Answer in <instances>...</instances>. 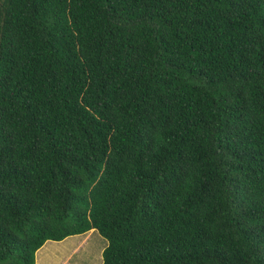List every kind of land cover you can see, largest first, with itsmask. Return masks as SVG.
<instances>
[{
	"label": "trees",
	"instance_id": "16d2710c",
	"mask_svg": "<svg viewBox=\"0 0 264 264\" xmlns=\"http://www.w3.org/2000/svg\"><path fill=\"white\" fill-rule=\"evenodd\" d=\"M90 229L264 264V0H0V264Z\"/></svg>",
	"mask_w": 264,
	"mask_h": 264
},
{
	"label": "crops",
	"instance_id": "0c3cea01",
	"mask_svg": "<svg viewBox=\"0 0 264 264\" xmlns=\"http://www.w3.org/2000/svg\"><path fill=\"white\" fill-rule=\"evenodd\" d=\"M91 230L84 234L69 235L62 240H46L36 251L34 264H91V257L79 259L77 253L87 248V237ZM102 252V248H101ZM98 256L95 264H101Z\"/></svg>",
	"mask_w": 264,
	"mask_h": 264
},
{
	"label": "rangeland",
	"instance_id": "374dc122",
	"mask_svg": "<svg viewBox=\"0 0 264 264\" xmlns=\"http://www.w3.org/2000/svg\"><path fill=\"white\" fill-rule=\"evenodd\" d=\"M106 244H107L106 239L102 237L96 229H91V232L87 237V244H86L87 248L81 249V251L77 253V256L79 259L85 257H91L90 260L91 264H95L98 260V256L101 255V248L103 250Z\"/></svg>",
	"mask_w": 264,
	"mask_h": 264
},
{
	"label": "clouds",
	"instance_id": "9594fccd",
	"mask_svg": "<svg viewBox=\"0 0 264 264\" xmlns=\"http://www.w3.org/2000/svg\"><path fill=\"white\" fill-rule=\"evenodd\" d=\"M91 230V229H90ZM89 231V230H88ZM87 232V231H86Z\"/></svg>",
	"mask_w": 264,
	"mask_h": 264
}]
</instances>
